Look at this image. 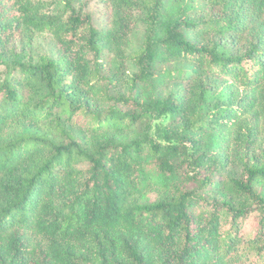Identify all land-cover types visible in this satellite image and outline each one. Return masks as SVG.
<instances>
[{
  "label": "trees",
  "instance_id": "16d2710c",
  "mask_svg": "<svg viewBox=\"0 0 264 264\" xmlns=\"http://www.w3.org/2000/svg\"><path fill=\"white\" fill-rule=\"evenodd\" d=\"M0 66V264H264V0H0Z\"/></svg>",
  "mask_w": 264,
  "mask_h": 264
},
{
  "label": "rangeland",
  "instance_id": "374dc122",
  "mask_svg": "<svg viewBox=\"0 0 264 264\" xmlns=\"http://www.w3.org/2000/svg\"><path fill=\"white\" fill-rule=\"evenodd\" d=\"M135 28L137 30L134 34V45H137L143 36L144 26L140 23ZM56 52L57 48L50 39V36L45 33L37 35L26 49L27 57L31 59L33 63H35L39 58L44 56L56 58ZM2 71L3 68L0 66V73H2ZM166 123V117L158 122V124L162 125H165Z\"/></svg>",
  "mask_w": 264,
  "mask_h": 264
}]
</instances>
